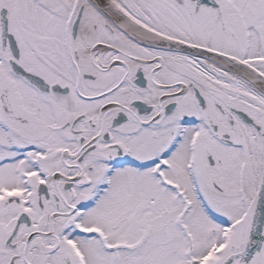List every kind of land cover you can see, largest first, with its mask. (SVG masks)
<instances>
[{"label": "snow or ice", "instance_id": "snow-or-ice-1", "mask_svg": "<svg viewBox=\"0 0 264 264\" xmlns=\"http://www.w3.org/2000/svg\"><path fill=\"white\" fill-rule=\"evenodd\" d=\"M0 264H264V0H0Z\"/></svg>", "mask_w": 264, "mask_h": 264}]
</instances>
